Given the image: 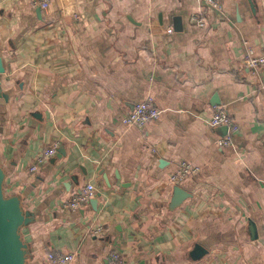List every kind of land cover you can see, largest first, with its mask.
<instances>
[{"label":"crops","instance_id":"0c3cea01","mask_svg":"<svg viewBox=\"0 0 264 264\" xmlns=\"http://www.w3.org/2000/svg\"><path fill=\"white\" fill-rule=\"evenodd\" d=\"M222 5L68 0L61 15L56 1L43 11L0 0V168L5 195L32 214L28 264L57 252L72 264L112 253L123 264H264V65L244 64L248 49L264 52V0ZM147 99L159 118L123 125ZM214 107L236 127L227 146ZM183 162L199 171L172 210L169 177ZM88 183L95 196L64 209Z\"/></svg>","mask_w":264,"mask_h":264},{"label":"built area","instance_id":"2783aa9c","mask_svg":"<svg viewBox=\"0 0 264 264\" xmlns=\"http://www.w3.org/2000/svg\"><path fill=\"white\" fill-rule=\"evenodd\" d=\"M56 1L59 4V13L65 15V5L68 4V0H32L35 6H38L43 11H48L51 2ZM203 7H207L213 11L222 13L223 5L222 0H200ZM70 15L77 16L74 12H69ZM194 22L200 28L205 27V22L202 17H195ZM165 33H172L171 28H167ZM244 64L247 68L254 70L260 65H264V52L260 55H253V51L248 49L246 52ZM149 99L137 103L133 108L123 116L121 122L128 127H135L137 129H143L147 124L156 121L159 118L160 111L155 108ZM210 124L213 127L226 126L227 134L218 140L219 146H227L230 143V135L234 133L236 127L230 116L225 112L222 107H214ZM58 144L55 143L46 147L40 157L37 159V163L32 165L29 169L31 173H35L38 166L45 163L49 158L53 157L57 152ZM155 151H153L154 153ZM156 154V152L154 153ZM199 168L189 163H181L179 167L170 174L169 182L173 186H179L187 177L197 174ZM96 194V188L93 184L88 183L80 189V191L68 202L63 205V208L72 212L79 210L83 207L92 197ZM101 228L95 230V234L101 233ZM46 260L49 264H72L75 260L74 255H62L61 253H48L46 254ZM109 264H123L121 258L112 253Z\"/></svg>","mask_w":264,"mask_h":264},{"label":"water","instance_id":"95a60500","mask_svg":"<svg viewBox=\"0 0 264 264\" xmlns=\"http://www.w3.org/2000/svg\"><path fill=\"white\" fill-rule=\"evenodd\" d=\"M5 69L0 58V74ZM227 132V127H222ZM5 173L0 168V264H28L29 248L21 236V228L27 226L31 221V213L23 210L18 196H7L3 189ZM189 195L179 186L173 188V196L170 202V209H175ZM91 203H95L92 200ZM251 230L254 231V224L250 223ZM203 249L196 245L193 254L202 253Z\"/></svg>","mask_w":264,"mask_h":264},{"label":"trees","instance_id":"16d2710c","mask_svg":"<svg viewBox=\"0 0 264 264\" xmlns=\"http://www.w3.org/2000/svg\"><path fill=\"white\" fill-rule=\"evenodd\" d=\"M29 255V254H28ZM28 255H27V257H28Z\"/></svg>","mask_w":264,"mask_h":264}]
</instances>
